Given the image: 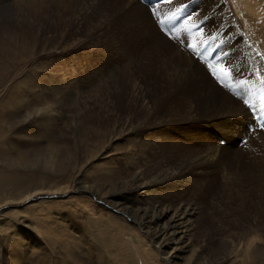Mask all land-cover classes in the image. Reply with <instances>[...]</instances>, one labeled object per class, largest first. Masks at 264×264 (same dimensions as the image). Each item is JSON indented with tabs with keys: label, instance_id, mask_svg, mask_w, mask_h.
I'll list each match as a JSON object with an SVG mask.
<instances>
[{
	"label": "rangeland",
	"instance_id": "obj_1",
	"mask_svg": "<svg viewBox=\"0 0 264 264\" xmlns=\"http://www.w3.org/2000/svg\"><path fill=\"white\" fill-rule=\"evenodd\" d=\"M29 1L43 0H0V176L3 173L26 176L35 171L33 173L41 174L44 182L39 184L38 190H30L27 198L0 205V264H168L148 234L121 209L113 207L122 199L127 200L126 206L133 210L143 207L141 202L147 194L146 189L135 200L129 196L135 187L133 174L137 175L142 169L154 171L160 164L164 167L168 159L160 155L158 146H146L141 148L146 157L140 156L137 165L130 164L123 138L126 125L122 126L126 117L133 113L125 111L123 116L122 110L128 108V100L117 97L116 110L107 113L109 105L106 104L104 78L109 72L102 71L98 79H93L95 82H89L90 75L86 70L82 71L85 67L88 70L96 68L95 63L90 62L95 58H89L94 57L91 52L95 51L96 40L92 38L98 20L87 21L81 28L76 23L71 24L81 11L74 15L59 14V8H47L55 6L54 2L59 0H44L45 4L36 6L24 3ZM205 1L174 0V5L191 6L188 10L193 18L207 17L205 25L211 28L214 21L209 19V12L214 3L207 0L208 5H203ZM110 2L106 9L101 5L102 9L87 11L95 18L102 14V18L109 15L112 8L116 9V0ZM149 3L150 0L137 3L147 12L148 22L143 16L139 17L138 12H132L134 16L116 23L117 33L134 22L142 33H147V26L153 27L159 40L176 46L175 32L169 33L158 26L150 14ZM171 7L165 5L162 11L166 13ZM226 15L224 19L228 18ZM186 25H190L189 21L182 29ZM107 28L110 30L113 25L109 24ZM106 32L104 42L110 46L107 45L105 51L113 57L116 54L114 41ZM242 33L237 30L241 43L242 38H246ZM135 34L126 32L117 38L121 41L117 50L128 49V52L118 51L128 55V62H133L134 54L141 48V36ZM72 40L74 46L70 47ZM198 41L196 39L194 44ZM245 46L244 43L247 51ZM141 51L146 54L148 49L142 47ZM165 55V58L170 57L168 53ZM250 66L257 67L251 61ZM71 74L76 75L72 78L75 80L73 87L67 98L60 101L56 86L62 87ZM211 80L214 82L213 77ZM77 93L83 94L82 103L86 104L78 111L73 103ZM243 140L233 145L231 158L239 159L245 174H240L229 189L216 178L213 190L198 199L197 196L198 202L194 204H178L172 199L166 203L158 199L159 193L156 198L155 194L148 196V205L153 208L166 205L196 212L197 218L192 220L190 228L192 236L184 241L179 257L170 256L173 260L170 264H250L251 260L247 261L245 255L251 249L259 251V258L264 260V173H261L264 172V161L237 157L241 156ZM158 161L161 163L155 165ZM188 194L185 196L195 198ZM263 260H254L252 264H264Z\"/></svg>",
	"mask_w": 264,
	"mask_h": 264
},
{
	"label": "bare ground",
	"instance_id": "obj_2",
	"mask_svg": "<svg viewBox=\"0 0 264 264\" xmlns=\"http://www.w3.org/2000/svg\"><path fill=\"white\" fill-rule=\"evenodd\" d=\"M64 1H53L55 6L52 5L47 8L54 7L57 10L59 8L61 11L59 14L68 12L74 15V13L81 11V14L74 21L72 20L73 23H71H76L81 28L84 24H87V21L98 20L94 30V38L91 37L93 40H96L94 45L95 51L94 53L91 52L94 57L89 58V60L95 58L90 62H94L97 66L93 63L96 67L94 70L92 68L88 70L85 67L82 68V71L86 70L90 75L89 82L100 77L103 74L101 73L102 71L109 72L108 76L104 78L106 104L109 105L107 113L116 110L114 104L117 102L115 101L117 97H120L123 101L125 99L128 100L129 106L127 105L128 108L125 107L126 109L122 110L123 116L125 111H130V113L133 111V113L129 114V117H126L123 125L119 123L123 128L126 125V130L123 132V138L127 146V150L125 149L127 153V156L125 155L126 158L133 166L137 165L140 156L142 158L146 157V153L141 150V148H146V146L148 148L158 146L157 151L160 155L162 157L167 156L168 160L164 167L160 164L154 171L145 170L146 172H144L142 169L138 173L135 171L137 175L133 174L132 183L135 187L129 193V196L135 200L141 191L146 189L147 194L141 202L144 205L143 207L141 206L133 210L126 206L127 200L125 199H122L120 203H114L113 207L118 208V210L121 209L127 217H130L135 224H138L148 234L149 239L155 244L161 255H164V262L170 264L173 261L170 260V256L175 255L174 257H179L183 252L181 250L182 245L192 231V220L197 218L196 212H188L187 208L184 209L176 206L173 208L166 205L163 208H160V206L153 208L148 205L149 197L153 194H155L154 197L158 196L157 194L159 193L161 197H158V199L164 200L166 203L169 199H172L177 201L178 204H194L198 202L197 199L200 196H204L208 191L213 190L216 178L222 180L225 189H229L233 183L238 181L240 174L243 176L245 174V172H242L244 168L240 164L239 159L233 160L234 158H231L233 145L239 144V140L241 139H245L243 140L245 144L240 145L242 152L241 156L237 157H245L248 161L259 159H263L264 161V128L252 120V115L240 98L221 86L215 78L214 82L211 80L210 71L213 70L223 78V73L217 64L213 63L212 69H207L205 61L194 55L187 47V44H194L196 39H204L205 33L211 36L219 32L215 44L219 45L220 50L229 53L226 60L231 61L233 67L239 73L248 79H252L249 71V62L251 61L258 67L259 65L256 64V61L260 57L255 56V53L264 54V0H211L210 4L213 2L214 7L209 12V19L214 21V25L209 28V25H205L207 17L200 18L204 20V32L198 34L193 29V25L197 19L193 18V20L189 21L190 25H186L184 29L175 32L177 38L174 37L173 39L176 42V46L173 45L174 43H165L159 40L160 38L156 37L157 32L153 27H146L147 35L144 32L142 33L143 30L139 26L135 27L134 25L136 24L134 22L132 24L128 22L129 25L125 26L123 31L119 29V33H117L116 23L120 19L128 18L132 12H138L139 17L143 16V20L149 21L145 9L137 4L139 0H116V9L112 8L109 15H105L102 18H100L102 14L99 17H93L91 15L92 12L90 13L89 10L102 9L101 5L106 9L111 3L110 0ZM206 1L203 2V5H208ZM24 3L36 6L38 4H45V1H29ZM188 8L192 9L191 6ZM188 8V13H191ZM87 9L89 10L87 11ZM225 13L228 16L227 19H224ZM102 19L104 22L101 21ZM233 22L236 23L233 24ZM109 24L113 25V28L110 30L107 28ZM105 30L110 32H106ZM237 30L242 31L247 40L243 37L241 43ZM105 32L114 41L112 45L115 47L116 54L113 57L105 51L107 45H109L106 44L107 42H104L103 37ZM126 32L130 35L136 33L141 36V40L138 39L141 48H139L140 51L136 54H134L135 52L133 53V62L127 61V54L118 53V51L128 52V49L117 50L121 45V41L118 42L117 38L120 34ZM188 33H191V35H188ZM244 43L246 44L247 51L244 50ZM73 46L74 42L72 40L70 47ZM142 47L143 49H148L146 54L141 51ZM165 53L170 54V57L165 58ZM208 60H211V56L208 57ZM99 65L103 66L104 69H101ZM75 76V74H71L68 78L69 80L67 79L65 83L61 84L62 87L56 86V93L59 92L60 101H64L65 97L69 94L75 81L72 78ZM233 86H235L234 82ZM89 88H91V84ZM239 90L237 89V91ZM123 91H129V93ZM82 95L75 94V99L73 100L77 111L84 109L86 105L82 103ZM255 114H258V112H255ZM167 148L168 151H165ZM159 162L154 164H159ZM252 164H249L250 168H253ZM33 172H30L26 176L3 173L2 177L0 176V205H6L7 201L10 200L25 199L26 196H30L28 193L30 190H38L37 187H40L39 184H42L44 181L40 178L41 174L36 175ZM257 179L259 180V178ZM242 182L245 181L243 180ZM187 192L191 194H188L189 196L195 198L186 197L185 193ZM4 193L8 194L4 195ZM17 250L19 248H16ZM245 256L247 261L251 260L250 264L254 260L258 262L263 260L259 258V251H253V249L248 250Z\"/></svg>",
	"mask_w": 264,
	"mask_h": 264
},
{
	"label": "snow or ice",
	"instance_id": "obj_3",
	"mask_svg": "<svg viewBox=\"0 0 264 264\" xmlns=\"http://www.w3.org/2000/svg\"><path fill=\"white\" fill-rule=\"evenodd\" d=\"M172 6L168 12H163V6ZM187 4L174 5V0H150L149 11L156 19L158 26L167 32L180 31L183 26L190 20H193V15L187 13ZM161 16L163 18H161ZM183 18V19H182ZM179 21V24L177 23ZM204 20L197 17L193 29L197 33L204 32ZM191 35V33H188ZM219 36V32L209 36L205 33L204 39L196 44H187V47L198 56L199 59L205 61L207 69H212L213 63H216L223 73V78L216 71H210V75L215 78L221 86L233 92L242 100L250 111L258 112V119L261 122L260 127L264 128V54L259 52L255 56L260 57L256 64L258 67H249V71L254 79H248L243 74L239 73L232 65L231 61L226 60L229 53L222 51L219 45L215 44ZM211 56V60L208 57ZM255 58V57H254ZM233 82L235 86H233ZM237 89H240L237 91Z\"/></svg>",
	"mask_w": 264,
	"mask_h": 264
}]
</instances>
